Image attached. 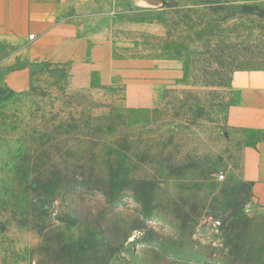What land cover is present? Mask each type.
I'll use <instances>...</instances> for the list:
<instances>
[{"label":"rangeland","instance_id":"obj_1","mask_svg":"<svg viewBox=\"0 0 264 264\" xmlns=\"http://www.w3.org/2000/svg\"><path fill=\"white\" fill-rule=\"evenodd\" d=\"M84 2L95 55L0 31V264H264L228 120L234 74L264 70V0Z\"/></svg>","mask_w":264,"mask_h":264},{"label":"crops","instance_id":"obj_2","mask_svg":"<svg viewBox=\"0 0 264 264\" xmlns=\"http://www.w3.org/2000/svg\"><path fill=\"white\" fill-rule=\"evenodd\" d=\"M26 9L23 20H1V34L8 39L23 41L32 38L30 59L65 62L96 54L95 31L83 29L80 8L84 0H17ZM96 8V3L87 2ZM100 7V6H99ZM20 81L25 85L26 72ZM13 83V84H12ZM238 101L231 107L229 123L235 130L250 135L242 150V179L252 183V194L264 203V70L245 71L233 76Z\"/></svg>","mask_w":264,"mask_h":264},{"label":"trees","instance_id":"obj_3","mask_svg":"<svg viewBox=\"0 0 264 264\" xmlns=\"http://www.w3.org/2000/svg\"><path fill=\"white\" fill-rule=\"evenodd\" d=\"M244 185H246L248 189H251V187H252V183H247V184H244ZM250 197H251L250 194H249V196L247 195V197L242 200V204L241 205H243V203L245 201L249 200Z\"/></svg>","mask_w":264,"mask_h":264},{"label":"built area","instance_id":"obj_4","mask_svg":"<svg viewBox=\"0 0 264 264\" xmlns=\"http://www.w3.org/2000/svg\"><path fill=\"white\" fill-rule=\"evenodd\" d=\"M111 1H115L116 2V1H122V0H111ZM219 178L222 179L223 178V175H220ZM219 225H220V222L219 221H216L215 222V226H219Z\"/></svg>","mask_w":264,"mask_h":264}]
</instances>
